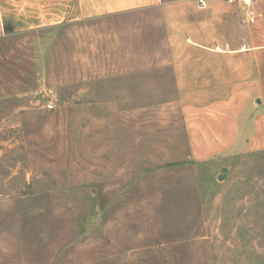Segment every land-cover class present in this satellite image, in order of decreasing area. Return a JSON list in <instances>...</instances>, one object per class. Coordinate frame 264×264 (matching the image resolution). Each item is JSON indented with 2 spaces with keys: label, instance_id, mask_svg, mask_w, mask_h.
Segmentation results:
<instances>
[{
  "label": "rangeland",
  "instance_id": "obj_1",
  "mask_svg": "<svg viewBox=\"0 0 264 264\" xmlns=\"http://www.w3.org/2000/svg\"><path fill=\"white\" fill-rule=\"evenodd\" d=\"M164 1L0 37V264H264V149L194 158L186 126L222 96L195 36L242 9Z\"/></svg>",
  "mask_w": 264,
  "mask_h": 264
},
{
  "label": "crops",
  "instance_id": "obj_2",
  "mask_svg": "<svg viewBox=\"0 0 264 264\" xmlns=\"http://www.w3.org/2000/svg\"><path fill=\"white\" fill-rule=\"evenodd\" d=\"M164 2L0 0V37L11 31L54 29L77 22L113 17L161 6ZM220 4H209L207 1V7L212 14H218L219 8L225 7ZM253 8L257 14L256 21L247 23L242 9L243 23L238 25L242 36L231 43L229 49H221L219 44L216 49L209 48L212 44H209L207 39L199 41L195 36L196 46L210 50V53L193 56L195 73L209 71L211 80L209 83L201 81V89H195L194 92L217 93L222 96L195 106L193 116L190 115L187 119V131L194 143V158H210L215 154L226 156L234 152L264 149V0H256ZM188 60V56L179 53L178 61L185 63L184 76L183 73L179 75L180 79L182 77L183 93L188 92ZM198 84L196 81L195 85L199 87ZM205 87L210 89H204Z\"/></svg>",
  "mask_w": 264,
  "mask_h": 264
},
{
  "label": "built area",
  "instance_id": "obj_3",
  "mask_svg": "<svg viewBox=\"0 0 264 264\" xmlns=\"http://www.w3.org/2000/svg\"><path fill=\"white\" fill-rule=\"evenodd\" d=\"M228 4H234L237 3L245 12L246 18L245 20L247 23H254L257 19V14L253 8V5L255 4L256 0H224ZM198 7L201 9H204L207 7V1L206 0H198ZM56 102V97H51L47 104L46 108H53Z\"/></svg>",
  "mask_w": 264,
  "mask_h": 264
},
{
  "label": "water",
  "instance_id": "obj_4",
  "mask_svg": "<svg viewBox=\"0 0 264 264\" xmlns=\"http://www.w3.org/2000/svg\"><path fill=\"white\" fill-rule=\"evenodd\" d=\"M222 170L224 171L225 168L223 167ZM218 179H222V175H219V176H218Z\"/></svg>",
  "mask_w": 264,
  "mask_h": 264
}]
</instances>
